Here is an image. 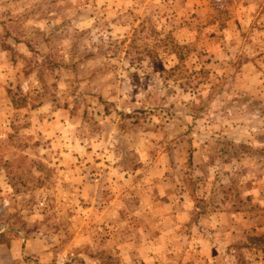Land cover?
<instances>
[{
	"label": "rangeland",
	"instance_id": "obj_1",
	"mask_svg": "<svg viewBox=\"0 0 264 264\" xmlns=\"http://www.w3.org/2000/svg\"><path fill=\"white\" fill-rule=\"evenodd\" d=\"M254 237L264 0H0V264H264Z\"/></svg>",
	"mask_w": 264,
	"mask_h": 264
},
{
	"label": "crops",
	"instance_id": "obj_2",
	"mask_svg": "<svg viewBox=\"0 0 264 264\" xmlns=\"http://www.w3.org/2000/svg\"><path fill=\"white\" fill-rule=\"evenodd\" d=\"M123 242V241H122ZM125 244H122V247H124ZM24 249L28 252V251H32L34 249V252L36 251L35 249V244L34 242H29V241H26L25 245H24ZM23 250V248H22Z\"/></svg>",
	"mask_w": 264,
	"mask_h": 264
},
{
	"label": "trees",
	"instance_id": "obj_3",
	"mask_svg": "<svg viewBox=\"0 0 264 264\" xmlns=\"http://www.w3.org/2000/svg\"><path fill=\"white\" fill-rule=\"evenodd\" d=\"M175 47H177V48H181L179 45H175ZM178 55H179L178 57L181 58V54L179 53ZM253 240H257V241H262V242H264V237H254Z\"/></svg>",
	"mask_w": 264,
	"mask_h": 264
}]
</instances>
